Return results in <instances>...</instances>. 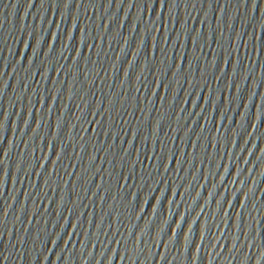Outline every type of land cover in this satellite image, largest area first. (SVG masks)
Listing matches in <instances>:
<instances>
[{"label": "water", "instance_id": "1", "mask_svg": "<svg viewBox=\"0 0 264 264\" xmlns=\"http://www.w3.org/2000/svg\"><path fill=\"white\" fill-rule=\"evenodd\" d=\"M0 264H264V0H0Z\"/></svg>", "mask_w": 264, "mask_h": 264}]
</instances>
